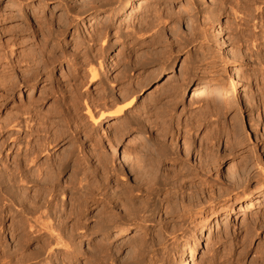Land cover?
Segmentation results:
<instances>
[{
    "label": "rangeland",
    "instance_id": "rangeland-1",
    "mask_svg": "<svg viewBox=\"0 0 264 264\" xmlns=\"http://www.w3.org/2000/svg\"><path fill=\"white\" fill-rule=\"evenodd\" d=\"M126 1L0 0V123L38 89L32 129H7L21 146L32 140L34 162L16 165L20 150L0 146V264H264V0H148L131 20ZM108 10L113 16L92 24ZM181 64L173 89L160 94L155 86ZM230 64L241 68L235 94ZM195 83L212 103L189 105ZM133 95L135 105L115 115ZM86 106L109 122L91 123ZM118 152L160 164L157 191L135 220H125L124 201L105 202ZM122 182L134 184L128 175ZM82 185L103 200L81 212ZM249 198L261 206L241 207ZM43 223H57L65 245L48 239Z\"/></svg>",
    "mask_w": 264,
    "mask_h": 264
},
{
    "label": "bare ground",
    "instance_id": "bare-ground-1",
    "mask_svg": "<svg viewBox=\"0 0 264 264\" xmlns=\"http://www.w3.org/2000/svg\"><path fill=\"white\" fill-rule=\"evenodd\" d=\"M147 3H148V0H137L136 1V4H135L136 6H131L132 5L131 1L130 0H127L125 2V6L130 9L128 11V13H127L128 14V19H130V20L131 19H135L137 17L138 13H140L142 11V9L144 8V6L147 5ZM259 4H260V2H259ZM260 8H262V7L260 5H258V9L259 10H260ZM111 16H113V14H112V12H110V10H108V11L104 12L103 14H99L98 17H97V19H96V21H92V24L94 25L97 22L99 24H101L102 21L105 18H109ZM123 23H124V21H123ZM104 41H105V39H104ZM220 41L222 42L221 39H220ZM221 44H222V48L225 49V51L227 52V54L229 53L232 56L233 52H232L231 48H229V46H227L223 42ZM20 51L21 50H18V52H20ZM238 66L235 65V64H230V67L228 66L229 69H228L227 79H228L229 85L233 88V93L234 94L237 93V91L239 92L241 90L240 89V85H239V83H240L239 79L241 78L240 77V75H241L240 74V69L241 68L239 69ZM185 70H186V66L184 64H181L179 66V69L177 71L176 70H172L171 72H168L165 75V78H163V80L160 82V84H158V85L155 86V89L158 92H160V94H165L171 88L173 89L174 85H172V83H174L178 79V77H177L178 75L177 74L178 73L179 74H183ZM88 73H89V81L90 82L96 81V79L98 78L97 67H95L94 65L91 64V66H89V68H88ZM46 84L47 83H43L42 85H46ZM37 91H38V89L35 87V84H34L32 86V88H31V92L29 93L28 96H26L27 99L30 100V102H28V104H22L21 106H19L18 107L19 109H17L16 113H13V115L10 117V120L7 123H4V122L3 123L2 122L0 123V146H5V144H6L7 145L6 147H8L7 148L8 151L11 148L12 149L13 148H16L17 150H20V152L18 154L19 158H17L15 160V162H14V163H16V165H19V166H21L23 164L24 165H29V163H33L34 162V159L37 157V149L34 146L35 144L34 143H33L34 145L32 144V140L31 139H28L27 140V138H26V142L23 144V146H21V141L20 140H17V136L16 137H12L11 135L7 134V129H8V127H13V128L15 127V128H18V129L20 127H23L26 130V132L29 131V129H32V126H30V122L32 121V118H34V116H33L34 115L33 114L34 105H33V101L31 102V100L33 99V93H37ZM188 93H189V105H194V104L197 105V104H200L201 102H203L204 104H210V103H212L210 100L214 98L213 93L211 92V90H209V88L204 83H195V84H193L192 87L189 89ZM185 94H187V91H185L184 89H180L179 95L180 96H183ZM26 97H25V95L22 94V91L19 92V99L20 100L25 99ZM128 97H130V96H128ZM136 101H137L136 95L131 96L128 99L127 103L124 104L125 105L124 107L122 105L121 107H117V109L115 108L116 110L114 109L115 110L114 111V114L115 115H123V114H126L127 111L135 105ZM1 104H2V102H0V105ZM84 114L86 115V117L88 118V120L91 123H93V124L94 123H98V121L100 119H102L103 122H107V121L109 122L110 115H111V114H106L105 116L100 115L98 117L97 116L95 117V115L93 114V110L91 109L90 106H86V109L84 111ZM142 137L143 136H141V134H138V132H137V134H134V136H133V138H138L140 140L139 141L140 143H145ZM49 145L50 144L48 142L47 147ZM175 147L182 148V150L184 151V156L185 155L186 156L189 155L188 148L186 146L182 145L181 143H179V142L178 143H175ZM44 148L46 149V146ZM159 148H160V150H162V149H164V146L161 144L159 146ZM45 149H43V150H45ZM38 150H40V149H38ZM146 150H148V148ZM132 152L137 153L138 150L133 149V151L131 150L130 153L132 154ZM150 153H152V152H150ZM136 155L133 154V156H136ZM128 156H130V154H128L127 157H126V156L123 155V153H119L118 152V160L112 166L113 167V170H111L113 172V176L114 175L116 176L115 177L116 178L115 179V185H114V187H115L116 190L111 194V197L105 201L107 203V206H109L110 208H113L114 207V201L115 202H116V200H117V202L118 201H124L128 205V207L126 206V208H123V211H124V213H126V216H127V218H125L126 221H128V220L129 221L130 220H135L136 218H138L139 215H140V213H141V211L144 210L145 207L147 206L146 204L148 203V199H151V196L154 195V193H153L154 192V189H156V185L159 184L158 179H156V173H157L156 171H158V169H160L159 168L160 164L159 165H157L156 163L153 164L151 160H141V162H139L136 165V163H135L136 160L135 161L133 160L134 161L133 162V161H131V159L128 158ZM158 156H160V155H158ZM137 161H139V160H137ZM162 161H163V159H162ZM255 161H257L255 163L256 164V167L259 166V163H258L259 160L256 159ZM134 163H135V165H134ZM234 164L236 165L237 162L234 163ZM24 167H26V166H24ZM11 171H12V169H11ZM22 171H21V174H20L21 180L25 177V175H24V173ZM140 171L147 172V173L148 172H151L152 174H150V176H148V177L141 178L140 176H137L138 175L137 173L140 172ZM18 172H20L19 169H18ZM259 174L260 173H258V175ZM127 175L133 177L134 184H132V185L129 186V184L126 185V184H124L122 182L124 180L125 176H127ZM11 176L14 177L15 174L14 175L12 174ZM141 176H142V174H141ZM16 178H19V177L16 176ZM165 178L172 181V180H174V175L171 176L168 173V174L165 175ZM11 182H13V181H11ZM102 185H103V183H101L98 180V186H102ZM10 186H13V185H10ZM84 186H86V189L87 190L83 191V193H82V201H80V203H79V206H81V208L79 210H81V212H82L83 208L88 205V201L87 200H89V201L90 200H92V201L94 200L96 203L98 201H102L103 200L101 197H100L101 198L100 199V198H95L94 196H92V195H95V194H93V191L91 193L90 191H88L87 185H84ZM84 186L82 185L81 187L84 188ZM156 191H157V189H156ZM15 193H16V191H15ZM18 194H20V193H18ZM260 201H262L261 198H252V199L249 198L248 202H246V204H245L246 206H243V204H241V207H246V208H250V207H260L261 205L258 204ZM118 203H120V202H118ZM107 206H105V207H107ZM81 212L79 211L78 214H80ZM35 220H37V219H35ZM35 222H37V221H35ZM77 224H78V222H77ZM27 225H26L27 226L26 228L29 231H31V230L36 231L35 230V226L33 224L28 223ZM85 226L86 225H80L79 226V227L82 228V230L85 229V231L83 232V234H85L87 232V230H88L87 229L88 227L86 228ZM24 228H25V226H24ZM41 228H43L48 233V235H47L48 236V239L53 240L56 244H59V243L62 244L64 242L63 245H65V243H66L65 242V239H64V236L65 235L64 236L61 235V233L57 230V228H58L57 223L56 224H50V223L44 224L43 223ZM42 236L43 235H38V237H42ZM23 237H24V240H28V238H31L30 235L27 232L24 233V236ZM106 237H107L106 234H102L101 237H100V239H105ZM78 244H80V245L83 244L84 245L85 244V241L83 242V240L80 239ZM207 246H208V243H205L204 244V248H207ZM196 256H197V253H196L195 249L190 250L189 259L193 260V258H195ZM185 264H188V262H186Z\"/></svg>",
    "mask_w": 264,
    "mask_h": 264
}]
</instances>
